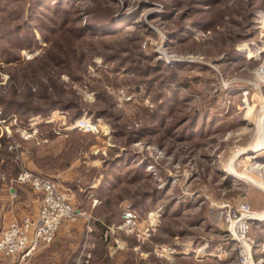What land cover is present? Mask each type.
<instances>
[{"label":"rangeland","instance_id":"obj_1","mask_svg":"<svg viewBox=\"0 0 264 264\" xmlns=\"http://www.w3.org/2000/svg\"><path fill=\"white\" fill-rule=\"evenodd\" d=\"M124 2L79 0L63 5L74 11L66 28L59 25L56 34H46L48 42L40 24L34 23L41 49L19 52L18 46L4 44L22 56V65L0 60L4 105L15 100L29 112L46 108L50 101L72 107L57 108L46 118L32 115L29 127L22 114L3 118L0 234L9 222L36 215L42 205L43 196L21 181L27 171L50 177L70 190L78 216L63 223L50 245L27 258L0 259V264H66L79 247L78 264H238L235 242L219 219L217 206L248 202L257 215L264 210V75L257 77L264 69V10L256 15L255 37L236 43L240 60L222 64L224 52L234 44L230 37L248 27L246 11L236 10L247 0H222L218 12L193 15L190 22H208L212 27L194 28L188 41L174 46L165 32L182 22L187 0ZM165 5L175 10L170 22L161 17ZM107 7H119L114 20L135 19V25L107 37L78 38L77 29L87 16ZM153 52L155 59H144ZM109 57L114 59L107 62ZM156 60L166 66L163 77L139 76L138 70H147ZM177 64L180 69H169ZM193 64L208 70L185 67ZM171 72L179 80L194 77L199 91L188 93L174 83L163 84ZM162 93L173 102L162 113L167 125L163 127L150 115L156 101L162 102ZM213 98H217L216 108L204 110ZM222 106L221 114L216 110ZM4 110L0 102L1 117ZM79 110L82 115L74 119ZM100 112L104 115L97 117ZM182 117L201 120L194 130L202 132L190 142L169 132L170 124ZM49 123L58 134L78 133L49 143L40 139L44 131L38 127ZM146 126L157 135L136 142V133ZM125 150H131L137 162L121 173L112 191L95 193L103 181L104 164ZM255 155L259 159L252 160ZM136 167L143 173L131 179L136 172L130 170ZM155 188L159 194L151 203ZM142 198L150 209L135 211L133 205ZM127 212L134 216L130 224L124 220ZM200 217L207 220L196 223ZM260 232L264 234L262 225L253 226L255 241Z\"/></svg>","mask_w":264,"mask_h":264},{"label":"trees","instance_id":"obj_2","mask_svg":"<svg viewBox=\"0 0 264 264\" xmlns=\"http://www.w3.org/2000/svg\"><path fill=\"white\" fill-rule=\"evenodd\" d=\"M79 0H0V15H3L0 21V60H4L6 64H19L22 65L21 54H14L10 50H7V47H4V44H6L8 47L15 46L19 47V52L21 50H29L30 52L36 51L41 49V45L39 44V41L37 40L35 34L33 33L34 27H37V25H34V23L40 24L42 27L41 34L43 35L44 42H48L50 39L46 37V34L52 35L56 34L57 27L66 26L68 25V17L72 14L74 10L71 11V9H66L63 7V5H71L74 4ZM186 8L183 11V14L181 16L182 22H180L179 26L175 29H168L165 34L169 39V45L174 46L179 43H185L190 39V36L193 35V29L199 28L202 30H208L212 26H209L208 22H198L194 24L192 21L190 22L189 19H193V15H202V13H205L206 11L215 13L218 12V6L221 4L222 0H187ZM248 2L243 3L242 6H239L237 9H241L243 11H246V19L248 21V27L243 31L242 34L235 35L234 37H230V40L234 43L232 44L225 52H224V60L223 63H233L235 61L240 60V54L236 50V43H242L243 41H250L255 37V30L253 27H255V19L256 15L259 11L264 10V0H247ZM117 3V2H116ZM126 5H128V0H125L124 2ZM144 5V4H142ZM25 11L23 12V9ZM171 6L165 5L164 6V13L161 16L163 20L170 22L174 16L175 10L170 8ZM119 7H107L104 10L97 11L90 16H87V19L84 24L77 29V37L83 38V37H107L110 35H115L121 33L120 31L123 29H127L130 25H135V19L134 20H120L116 21L114 20L115 14L119 13ZM76 9V8H75ZM47 10L48 12H52L53 15L47 14L45 12ZM2 11V12H1ZM140 11V10H137ZM231 11H229V15ZM238 13V12H237ZM138 14L135 13L134 16H137ZM237 15H242V13H238ZM56 16V17H55ZM133 16V17H134ZM58 18H62L63 22L61 24L57 23ZM245 19V17H244ZM173 23V22H171ZM171 25V24H170ZM249 29V30H248ZM62 31V30H61ZM25 33L24 38H20L21 33ZM151 32V30H150ZM15 45V46H14ZM141 57H143V54H140ZM153 57V58H152ZM157 57V54L155 52L152 53L151 57L144 56V59L146 60H153ZM109 62L110 60H113L114 58L109 57L106 58ZM143 58L141 60H144ZM3 61V62H4ZM1 62V61H0ZM181 65L177 64L175 66L170 67L169 69H180ZM185 67H197L199 69L208 70L206 66L200 65V64H193V65H187ZM166 66L163 65L161 62L156 60L154 66H150L147 70H138L140 72L139 76L143 77H149L152 75H155V78H161L163 77V69H165ZM3 68H0V71ZM212 72V70H209ZM213 73V72H212ZM215 75V73H214ZM177 74L174 72H171L170 76L168 77L167 81H164L163 84H172L174 83L177 87H183L185 90H189L188 93H191L193 91H199L197 89V86L193 84L195 82V78L192 77L189 79H177ZM35 79H32V82H34ZM35 82H37L35 80ZM205 83H211V80L208 79L204 81ZM150 84V82H148ZM162 84V85H163ZM183 85V86H182ZM138 91V90H135ZM139 93V92H135ZM33 94H30V96ZM225 99L226 102L229 95H226L225 93ZM162 102L156 101V105L154 110H151L150 115L153 119L158 120L159 125L161 127L166 125L165 122V116L162 114L164 113L165 109L167 107H171L172 105V99L171 97L168 98L165 94L162 93ZM217 98H213L212 101H210V104L208 107H206L204 110L209 108H214L217 106ZM15 100H11L8 104H5V102L1 101V104L5 107L3 117L11 118L13 115L20 116L21 114L25 117V123L24 125H28L29 127V118L30 116H41L43 118H46L49 116V114L54 111L57 108H61L63 111H68V109H71L72 106L70 105H61L59 102L56 101H50L46 108H37L30 110H25L26 106L22 104H18L14 102ZM216 108V107H215ZM147 111V110H144ZM219 113L224 112V107L217 109ZM149 112V111H148ZM168 112V111H166ZM21 115V117H23ZM82 115V110H79L74 119L80 117ZM104 115V112H100L97 114V117H102ZM186 122L183 123V120ZM199 121L198 119L190 120L187 117H182L176 119L172 124L169 126V132L175 131L178 139L187 140L190 142L192 139L196 137L198 133H201L199 131H195L194 129L197 127ZM167 126V125H166ZM40 131H44L42 135H40L41 140H47L49 143L54 141L59 136H66L67 139H71V137L77 135L78 132H60L59 134L53 128V124H41L38 126ZM178 133V134H177ZM137 138H135V141H140L146 136H154L157 135L154 130H151L150 127L146 126L142 128L139 132L136 133ZM132 161L137 162L136 156L132 153L131 150H125L123 153L120 154L117 158H112L109 161H107L104 164L103 167V181L100 184L99 188L95 190V193L101 194L106 193L105 190H108L109 193L112 191L121 181V173L124 171H127L130 169V165L132 164ZM141 167H136L134 170L132 168V171L136 172V175L133 176L131 179H137L139 175L142 172ZM131 172H127L128 175ZM42 177L50 178L45 175ZM136 177V178H135ZM51 179V178H50ZM159 194V191L155 188L153 190V193L150 194L151 196V203H154L155 200H157V196ZM82 196H87L85 193L82 194ZM147 197V196H146ZM146 199L142 198L141 201L136 202L133 205V209L135 211H148L150 208L147 206ZM167 209H170L171 206H166ZM176 215V214H174ZM203 220H207L205 217L196 220L198 222H201ZM261 222H254L253 226H260ZM100 226V224H98ZM264 227V226H263ZM256 241L263 239V234L261 232L256 236ZM158 241V240H157ZM162 241V240H160ZM81 251V247L78 248L76 252H74L70 258L67 259L66 264H78L77 258H79V252ZM180 258V257H179ZM155 261V260H154ZM195 264H201V262H194Z\"/></svg>","mask_w":264,"mask_h":264},{"label":"built area","instance_id":"obj_3","mask_svg":"<svg viewBox=\"0 0 264 264\" xmlns=\"http://www.w3.org/2000/svg\"><path fill=\"white\" fill-rule=\"evenodd\" d=\"M263 75L262 68L257 77L261 79ZM262 112L264 114V109ZM1 116L0 111V126H3L5 121ZM254 157L252 160L259 159L257 155ZM21 181L29 183L36 194L42 195L43 202L36 215L11 221L3 229L0 234V259L30 257L39 248L54 241L64 222H74L78 216L71 202L70 190L61 188L53 179L27 171L22 175ZM217 207L221 209L219 219L235 242L238 264H262L255 259L257 242L252 237L253 223L264 220L260 218L261 215L254 213L248 202L235 205L226 203ZM133 219L131 212L124 215L127 224L132 223Z\"/></svg>","mask_w":264,"mask_h":264},{"label":"crops","instance_id":"obj_4","mask_svg":"<svg viewBox=\"0 0 264 264\" xmlns=\"http://www.w3.org/2000/svg\"><path fill=\"white\" fill-rule=\"evenodd\" d=\"M260 215L264 214V210L259 213ZM260 225L264 226V221H260ZM255 258L257 261H261L264 264V234L263 239L258 241L257 247L255 248Z\"/></svg>","mask_w":264,"mask_h":264},{"label":"bare ground","instance_id":"obj_5","mask_svg":"<svg viewBox=\"0 0 264 264\" xmlns=\"http://www.w3.org/2000/svg\"><path fill=\"white\" fill-rule=\"evenodd\" d=\"M258 156H259V155H258ZM262 156H263V155H262ZM253 158L255 159V157L252 156L251 159H253ZM250 161H251V160H250Z\"/></svg>","mask_w":264,"mask_h":264},{"label":"water","instance_id":"obj_6","mask_svg":"<svg viewBox=\"0 0 264 264\" xmlns=\"http://www.w3.org/2000/svg\"><path fill=\"white\" fill-rule=\"evenodd\" d=\"M255 222H257V221H255Z\"/></svg>","mask_w":264,"mask_h":264}]
</instances>
